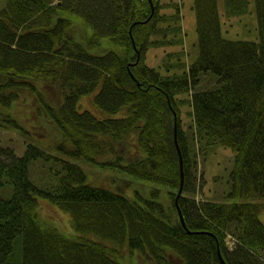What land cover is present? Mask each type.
<instances>
[{"label": "trees", "instance_id": "obj_1", "mask_svg": "<svg viewBox=\"0 0 264 264\" xmlns=\"http://www.w3.org/2000/svg\"><path fill=\"white\" fill-rule=\"evenodd\" d=\"M225 1L227 17L246 13L247 0ZM255 7L258 40L232 39L218 0H193L199 54L187 65L180 1L3 0L0 125L31 132L20 116L34 109V131L74 160L32 141L20 155L0 146V264H224L219 248L228 264H264V0ZM168 46L162 72L147 51ZM208 74L217 82L202 87ZM91 93L108 116L79 108ZM213 144L234 152L220 199L199 197L195 180ZM37 159L58 164L56 186L31 179ZM78 160L125 185L89 182ZM40 198L73 232L41 215Z\"/></svg>", "mask_w": 264, "mask_h": 264}, {"label": "rangeland", "instance_id": "obj_2", "mask_svg": "<svg viewBox=\"0 0 264 264\" xmlns=\"http://www.w3.org/2000/svg\"><path fill=\"white\" fill-rule=\"evenodd\" d=\"M163 1L169 2V0ZM176 1L181 2L182 12L181 25L183 30L181 32V42L183 53L181 54V57L188 65L190 64V62H193L199 54L198 32L196 29V12L193 8V0ZM0 2L1 7L3 0H1ZM218 3L220 12L223 13V34L226 37L232 39L258 40L259 30L257 27L255 0H247L246 13L243 16H240L237 20L224 15L226 7L225 0H218ZM164 10L167 9L164 8ZM76 33L77 35H79L80 31L77 30ZM174 48L175 46H168L166 48L151 47L147 51V62L150 65L157 67L162 72H166L164 70L165 68L161 65L166 61L168 51L173 50ZM180 69L181 67H179V70ZM203 79V83L201 84L202 87H211L214 86L217 82V77L211 74L203 76ZM98 90L99 89H97V91ZM49 91V89L46 90V92ZM97 91H95V93ZM95 93L83 96L79 102V108L90 109L97 116H108L107 112H105L94 103L93 99ZM18 108L19 105H17V109ZM182 108V121L184 127L187 128L188 124L192 123L191 116L190 114H188L190 111V107L187 104H183ZM33 111L34 109H32L31 111L27 110L26 115L21 114L20 116L22 118L23 124L26 125L29 129L31 127V132L21 133L19 130H15V128L10 125H0V146H11L15 149L16 153L20 155L25 151L26 142L32 141L55 155H59L65 159L74 160L72 157L62 153L60 150L55 148V145L57 143L55 142L57 140V136H43L42 134L34 131L38 130L39 128H33L32 126L35 124V120L29 119L30 116L33 118ZM123 113L124 112H122L121 114ZM3 121L6 123V120ZM41 123L42 122H40V124ZM233 161V150L230 147H225L221 144H213L205 150V153L202 154V157L199 155V162L197 164L198 169L196 168L195 171L196 183L201 184V188L199 189V197H206L202 193L203 190L207 191V193L205 192V194L207 195H209V193H213L217 199L223 197V188L225 191H227L230 187V171L233 165ZM78 162H80L83 167H86V169L88 170V180L93 184L103 185L107 188L115 190L118 185H125L124 182L119 178H123L127 175L121 172H117L116 168H103L98 163H95L94 165H87V163L84 161L78 160ZM58 167V164L52 159H37L30 165V177L38 186L42 188H52L58 183V174L56 173V169ZM215 176L218 177V180L214 178ZM217 183H219L220 185ZM127 192H130V195H133L131 194V192H133L132 189L129 191L127 190ZM196 193L194 194L196 195ZM40 200H42L40 202L41 215L44 218L50 221H54L59 225L58 226L56 224L58 227L66 232H73V230L68 229L70 228L69 225L71 224V217L68 213L63 212L58 208V206L51 204L49 201H45V199L40 198ZM260 217L264 221V210L260 212ZM227 239L229 245H232L235 241V238H233L231 235H228Z\"/></svg>", "mask_w": 264, "mask_h": 264}, {"label": "water", "instance_id": "obj_3", "mask_svg": "<svg viewBox=\"0 0 264 264\" xmlns=\"http://www.w3.org/2000/svg\"><path fill=\"white\" fill-rule=\"evenodd\" d=\"M131 32V31H130ZM138 52H139V50H138ZM139 60V58L136 60V62ZM181 170H182V183H181V186H180V190H179V193H181V191H182V187H183V160H182V157H181ZM180 214H181V216H182V220H183V222L184 223H186L185 222V220L183 219V215H182V213L180 212ZM190 231V230H189ZM219 255H220V258H221V260H222V262L224 263V264H228L227 262H226V260H225V258H224V256H223V254L221 253V250H220V248H219Z\"/></svg>", "mask_w": 264, "mask_h": 264}, {"label": "bare ground", "instance_id": "obj_4", "mask_svg": "<svg viewBox=\"0 0 264 264\" xmlns=\"http://www.w3.org/2000/svg\"><path fill=\"white\" fill-rule=\"evenodd\" d=\"M47 201V200H46Z\"/></svg>", "mask_w": 264, "mask_h": 264}]
</instances>
